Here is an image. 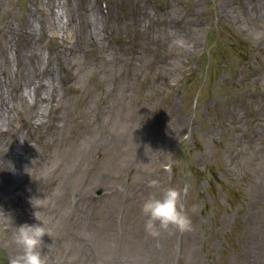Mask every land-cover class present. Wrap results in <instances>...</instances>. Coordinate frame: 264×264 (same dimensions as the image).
Instances as JSON below:
<instances>
[{"label":"rangeland","instance_id":"1","mask_svg":"<svg viewBox=\"0 0 264 264\" xmlns=\"http://www.w3.org/2000/svg\"><path fill=\"white\" fill-rule=\"evenodd\" d=\"M52 1L57 37L49 0H0L14 68L7 31L27 17L61 94L32 129L14 117L31 135L21 162L35 197L15 207L0 191V264L21 251L14 227L39 221L48 264H264V0H92L104 22L93 47L71 29L79 0ZM169 188L192 228L154 238L142 204Z\"/></svg>","mask_w":264,"mask_h":264},{"label":"bare ground","instance_id":"2","mask_svg":"<svg viewBox=\"0 0 264 264\" xmlns=\"http://www.w3.org/2000/svg\"><path fill=\"white\" fill-rule=\"evenodd\" d=\"M78 3V0H77ZM81 12L79 19L71 22V29L74 31L76 42L80 40L87 47H93L101 41V30L104 22L98 13L92 0H79ZM264 7V5L262 6ZM43 19L48 23L50 29L54 32L53 36L57 37L55 31L57 27L58 15L55 10V3L49 0L46 6H40ZM91 12L95 13L93 16ZM7 33L10 34L11 40L15 42L16 62L14 68L12 59L8 55V46L4 41L0 42V177L2 184L0 191L12 194L14 197L15 207L28 203L27 194L31 199L34 196L23 186L26 166L21 162V154H26L28 149L27 141L31 139L30 134H20L19 127H15L14 117L25 116L22 119V126L32 129L34 122L40 121L43 117L42 103L49 104L52 109H56L54 102L59 98L58 85L54 82L57 77L52 73V69L47 61L44 62L42 55L39 54L36 47L33 48V41L36 33L29 18L20 17L18 26L13 28L9 26ZM28 40L27 44L24 41ZM63 46V56L68 51L74 53L73 48L69 47L67 38L61 39ZM75 48V47H74ZM58 52V51H57ZM28 60V63L25 62ZM59 64L62 66L64 76L59 77L60 81L65 84L71 80L73 75L67 61L58 55ZM68 65H67V64ZM74 67V64H71ZM47 75V77H46ZM72 88V87H71ZM4 89H7L5 91ZM33 89L34 99L30 102L26 91ZM47 90L49 95L47 96ZM39 126V125H37ZM9 137V139H8ZM0 178V179H1ZM6 206L0 205V221L5 218ZM29 216V214H28ZM14 233L17 228L14 227Z\"/></svg>","mask_w":264,"mask_h":264},{"label":"clouds","instance_id":"3","mask_svg":"<svg viewBox=\"0 0 264 264\" xmlns=\"http://www.w3.org/2000/svg\"><path fill=\"white\" fill-rule=\"evenodd\" d=\"M141 210L147 218L145 231L154 238L159 237L162 230L175 228L180 232H186L192 228L191 218L184 211L181 203V192L175 188L166 189L159 197L149 196L144 200ZM46 235H48V229L40 221L19 226L15 242L21 251L13 255L8 264H48L47 255L41 251L43 238Z\"/></svg>","mask_w":264,"mask_h":264}]
</instances>
